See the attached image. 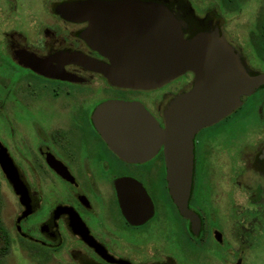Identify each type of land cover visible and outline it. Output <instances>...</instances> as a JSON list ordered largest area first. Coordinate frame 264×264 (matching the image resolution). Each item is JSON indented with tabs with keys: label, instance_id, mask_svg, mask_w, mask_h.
<instances>
[{
	"label": "flooded vegetation",
	"instance_id": "flooded-vegetation-1",
	"mask_svg": "<svg viewBox=\"0 0 264 264\" xmlns=\"http://www.w3.org/2000/svg\"><path fill=\"white\" fill-rule=\"evenodd\" d=\"M84 1L0 0V143L31 205L22 216L16 195L20 242L70 264H264V0H104L169 12L187 40L223 38L260 79L193 136L192 216L170 194L164 143L148 133L196 90L197 71L155 87L116 83L88 22L70 16Z\"/></svg>",
	"mask_w": 264,
	"mask_h": 264
},
{
	"label": "water",
	"instance_id": "water-1",
	"mask_svg": "<svg viewBox=\"0 0 264 264\" xmlns=\"http://www.w3.org/2000/svg\"><path fill=\"white\" fill-rule=\"evenodd\" d=\"M70 9L72 19L88 22L87 39L92 47L108 52L111 63L100 69L116 83L155 87L187 69L197 71L196 90L171 103L164 129L154 125L152 118L148 133L151 144L156 140L164 143L170 194L180 211L192 216L188 197L192 184L193 136L201 126L233 110L240 95L247 94L260 79L247 77L223 38L200 34L185 39L169 12L151 10L130 14L128 5L104 0H87L73 4ZM117 145L124 153L131 152L127 143ZM0 169L26 207L22 216L28 215L31 205L27 187L1 143Z\"/></svg>",
	"mask_w": 264,
	"mask_h": 264
},
{
	"label": "rangeland",
	"instance_id": "rangeland-1",
	"mask_svg": "<svg viewBox=\"0 0 264 264\" xmlns=\"http://www.w3.org/2000/svg\"><path fill=\"white\" fill-rule=\"evenodd\" d=\"M20 164H24V160H18ZM1 171V169H0ZM1 196H2V218L5 226L9 230L12 239L15 238L9 254L5 257V264H70L68 259L60 256L53 258L43 254H34L22 244L14 228V219L19 211L17 196L11 185L1 171Z\"/></svg>",
	"mask_w": 264,
	"mask_h": 264
},
{
	"label": "trees",
	"instance_id": "trees-1",
	"mask_svg": "<svg viewBox=\"0 0 264 264\" xmlns=\"http://www.w3.org/2000/svg\"><path fill=\"white\" fill-rule=\"evenodd\" d=\"M13 244L12 236L2 218L1 171H0V264H5V257L9 254Z\"/></svg>",
	"mask_w": 264,
	"mask_h": 264
}]
</instances>
